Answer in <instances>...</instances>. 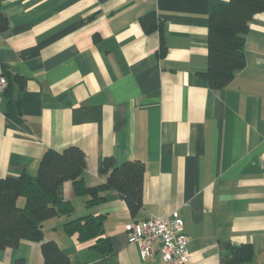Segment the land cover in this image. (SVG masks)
<instances>
[{
    "label": "crops",
    "instance_id": "1",
    "mask_svg": "<svg viewBox=\"0 0 264 264\" xmlns=\"http://www.w3.org/2000/svg\"><path fill=\"white\" fill-rule=\"evenodd\" d=\"M229 0H0V177L35 175L48 148L75 145L87 156V184L106 182V156L145 163L136 215L121 193L86 207L73 182L63 196L74 216L100 215L112 252L44 222L71 264H160L159 245L143 258L126 225L178 212L189 237L187 264H223L230 246L250 243L264 264V10L246 33V65L222 88L209 65L210 15ZM155 14L147 32L141 17ZM163 44L162 47V39ZM13 100L17 116L8 113ZM21 204L24 199L21 198ZM43 264L40 243L0 250V264Z\"/></svg>",
    "mask_w": 264,
    "mask_h": 264
},
{
    "label": "trees",
    "instance_id": "2",
    "mask_svg": "<svg viewBox=\"0 0 264 264\" xmlns=\"http://www.w3.org/2000/svg\"><path fill=\"white\" fill-rule=\"evenodd\" d=\"M264 10V0H229L215 6L210 15L209 65L200 74L215 89L225 86L235 72L246 65V33L254 14ZM147 32L158 25L155 14L141 17ZM9 26L8 17L0 4V32ZM162 40V47L163 38ZM7 78L10 74L3 71ZM8 113L17 116L13 100ZM87 169L86 153L72 145L56 150L48 148L43 154L35 175L24 170L18 175L0 177V250L18 247L22 240L40 243L43 264H71L70 255L57 241L47 239L44 222L59 215L68 217L64 231L79 240H93V247L101 255L112 252L111 240L104 233L103 218L95 214L74 216L73 203L63 196V184L73 182L77 195L89 196L86 207L98 205L107 199V191L116 189L126 200L131 213L136 215L143 205L145 163L126 160L118 163L113 156H106L101 173L107 175L103 184L90 186L84 173ZM21 198L24 203L21 204ZM230 255L223 264H242L255 257L252 244L230 246ZM15 264H25L23 258Z\"/></svg>",
    "mask_w": 264,
    "mask_h": 264
},
{
    "label": "built area",
    "instance_id": "3",
    "mask_svg": "<svg viewBox=\"0 0 264 264\" xmlns=\"http://www.w3.org/2000/svg\"><path fill=\"white\" fill-rule=\"evenodd\" d=\"M6 84L7 77L0 69V91ZM261 159L264 164V152ZM126 230L129 241L140 247L143 258L153 255L155 244L159 245L160 264H187L192 257L184 220L176 211L171 216L154 215L143 221H132Z\"/></svg>",
    "mask_w": 264,
    "mask_h": 264
},
{
    "label": "rangeland",
    "instance_id": "4",
    "mask_svg": "<svg viewBox=\"0 0 264 264\" xmlns=\"http://www.w3.org/2000/svg\"><path fill=\"white\" fill-rule=\"evenodd\" d=\"M22 199H24V198H22Z\"/></svg>",
    "mask_w": 264,
    "mask_h": 264
}]
</instances>
